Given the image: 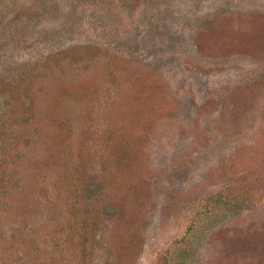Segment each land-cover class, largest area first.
Wrapping results in <instances>:
<instances>
[{
    "label": "rangeland",
    "instance_id": "374dc122",
    "mask_svg": "<svg viewBox=\"0 0 264 264\" xmlns=\"http://www.w3.org/2000/svg\"><path fill=\"white\" fill-rule=\"evenodd\" d=\"M0 264H264V0H0Z\"/></svg>",
    "mask_w": 264,
    "mask_h": 264
}]
</instances>
